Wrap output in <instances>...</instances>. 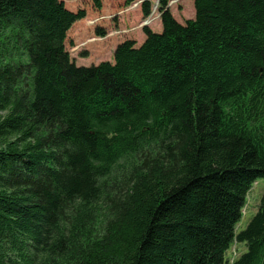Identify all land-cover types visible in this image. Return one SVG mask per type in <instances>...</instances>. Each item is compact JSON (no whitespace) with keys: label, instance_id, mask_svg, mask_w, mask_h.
I'll use <instances>...</instances> for the list:
<instances>
[{"label":"trees","instance_id":"16d2710c","mask_svg":"<svg viewBox=\"0 0 264 264\" xmlns=\"http://www.w3.org/2000/svg\"><path fill=\"white\" fill-rule=\"evenodd\" d=\"M170 1L162 32L78 66L85 10L0 0V264H264V192L237 228L264 180V0L183 24Z\"/></svg>","mask_w":264,"mask_h":264},{"label":"rangeland","instance_id":"374dc122","mask_svg":"<svg viewBox=\"0 0 264 264\" xmlns=\"http://www.w3.org/2000/svg\"><path fill=\"white\" fill-rule=\"evenodd\" d=\"M151 1L155 5L156 0ZM64 3L73 12L80 9L87 12V17L74 24L68 33L67 49L78 66L98 65L103 61L114 62V51L120 43L126 40L143 43L146 38L142 29L144 17L141 5L138 7L126 5V0H102V9H97L93 0H64ZM171 12L175 19L183 24L188 19L195 18L194 2L183 0L178 8L172 9ZM100 17H105V19L95 25L91 24L93 20ZM161 23L157 22L150 29L157 33L162 32ZM98 31L106 32V36L101 37L98 35ZM121 31L122 34H120ZM91 40L96 41L90 42ZM263 192L264 180H259L247 196V204L243 211V219L237 227L238 230L245 229L251 218L257 213ZM245 252L246 247L243 244H235L226 256L229 258L236 253V258H238Z\"/></svg>","mask_w":264,"mask_h":264},{"label":"built area","instance_id":"2783aa9c","mask_svg":"<svg viewBox=\"0 0 264 264\" xmlns=\"http://www.w3.org/2000/svg\"><path fill=\"white\" fill-rule=\"evenodd\" d=\"M179 2L178 1H174V5L177 4ZM133 5H138V4H133ZM160 18V13H158L157 9L155 8L153 10V12L151 13V15L143 22V25H150L151 23H153L155 20L159 19ZM122 34V31L121 33Z\"/></svg>","mask_w":264,"mask_h":264},{"label":"crops","instance_id":"0c3cea01","mask_svg":"<svg viewBox=\"0 0 264 264\" xmlns=\"http://www.w3.org/2000/svg\"><path fill=\"white\" fill-rule=\"evenodd\" d=\"M192 2H193V0H192ZM172 14H173V13H172ZM173 16H174V14H173ZM174 17H175V16H174ZM160 27H161V29L163 28V27H162V24H161V26H160ZM154 32H155V30H154ZM143 42H144V40H143ZM141 43H142V42H140V43H137V46H139Z\"/></svg>","mask_w":264,"mask_h":264},{"label":"water","instance_id":"95a60500","mask_svg":"<svg viewBox=\"0 0 264 264\" xmlns=\"http://www.w3.org/2000/svg\"><path fill=\"white\" fill-rule=\"evenodd\" d=\"M158 2H159V0H158Z\"/></svg>","mask_w":264,"mask_h":264}]
</instances>
